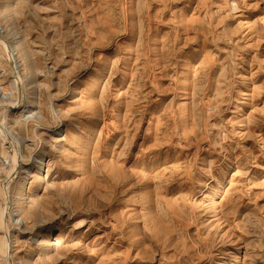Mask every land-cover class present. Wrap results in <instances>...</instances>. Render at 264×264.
<instances>
[{"label": "rangeland", "instance_id": "rangeland-1", "mask_svg": "<svg viewBox=\"0 0 264 264\" xmlns=\"http://www.w3.org/2000/svg\"><path fill=\"white\" fill-rule=\"evenodd\" d=\"M1 210L0 264H264V0H0Z\"/></svg>", "mask_w": 264, "mask_h": 264}, {"label": "bare ground", "instance_id": "bare-ground-1", "mask_svg": "<svg viewBox=\"0 0 264 264\" xmlns=\"http://www.w3.org/2000/svg\"><path fill=\"white\" fill-rule=\"evenodd\" d=\"M6 106L7 107L12 106L11 102H6ZM40 168H42V166ZM214 182L217 185V187L215 189L216 190L215 191V193H216L215 196H217L218 195V189H220L221 187H223L224 182L221 179H215ZM0 213H1V216H2L1 219H2V222H3L4 221V219H3L4 210H1ZM85 222H86V218L84 219V217H80V218L76 219L75 220V223L73 224L74 232H79L80 228L82 226H84ZM55 229L56 228H52V230H55ZM8 239L9 238L6 235L5 238L2 237L1 240H0L1 249L4 250V252H5L6 249H8V241H9ZM233 242H235L234 243L235 244V251L232 252V254L230 255V257L224 256L223 257V260L221 262L222 264H236L238 262L239 253H240L241 248H242V243L239 240H237V241L234 240Z\"/></svg>", "mask_w": 264, "mask_h": 264}]
</instances>
